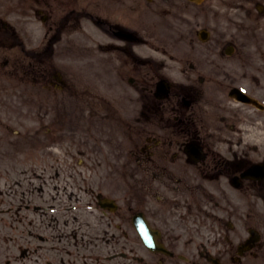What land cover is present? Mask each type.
Listing matches in <instances>:
<instances>
[{
	"label": "flooded vegetation",
	"instance_id": "1",
	"mask_svg": "<svg viewBox=\"0 0 264 264\" xmlns=\"http://www.w3.org/2000/svg\"><path fill=\"white\" fill-rule=\"evenodd\" d=\"M126 1L156 13L170 0ZM113 2L121 8L106 20L107 77L136 86L133 119L129 90L125 96L124 89L118 91L122 95L117 99L110 92L107 116L116 118V137L99 133L96 125L85 131L87 123L81 117L70 120L66 97L89 96L94 90L77 89L61 78L73 77L75 62H69L64 74L50 67L53 50L66 44L64 27L86 17L77 13V0L73 5L71 0H0V48L27 50L28 56L8 59L3 66L13 65L10 74L15 75L26 65L25 75L49 86L44 90L47 103L61 97L58 120L53 121L56 115L50 110L44 115L59 128L51 142L60 144L64 153L59 169L77 179L76 188L80 177L90 178L94 192L116 203L109 210L94 200L93 207L100 212L95 228L99 233L84 235L86 242L76 231L62 233L64 227L47 220L35 227L13 220L15 233L0 235V264H212L209 254L224 263L235 260V243L241 241L240 213L235 202L227 200L228 188L249 166L247 148L256 139L258 108L235 99L231 89L245 88L252 97H264V77L259 84L248 78L251 70L264 76V0L192 3L202 7L195 12L198 15L186 18L185 26L167 25L163 36L150 24L140 25L124 9V0ZM220 8L221 14L214 10ZM197 17L202 24L192 25ZM161 37L163 52L174 64L165 67L169 70L165 73L141 46L150 39L154 49L161 50L155 46ZM241 68L246 72L238 74ZM48 189L46 184V199ZM12 199L13 207H18L14 214H33L29 210L33 203H22L17 193ZM56 205L65 206L60 196ZM135 218L167 252L144 245L145 233L133 225ZM2 222L6 220L0 208V227ZM225 241L231 245L220 244Z\"/></svg>",
	"mask_w": 264,
	"mask_h": 264
},
{
	"label": "rangeland",
	"instance_id": "2",
	"mask_svg": "<svg viewBox=\"0 0 264 264\" xmlns=\"http://www.w3.org/2000/svg\"><path fill=\"white\" fill-rule=\"evenodd\" d=\"M212 2L214 0H211ZM169 9H174L172 12ZM105 10L107 11V9L105 8ZM100 9V12H102V16H105L107 14V12ZM168 15H170L172 13V15L177 19V23L183 24L185 23L183 20H179L177 15L179 13H188L191 16L192 15H198L195 14L196 12V8H193L190 4L184 2L183 0H176L174 2H172L168 7ZM210 11H212V9H210ZM215 11H220L218 9H215ZM202 18L201 17H197L194 21L192 25H201ZM86 27L88 28V31L83 30V32L79 35H84L85 37V43L87 44L85 47H82L83 49H86L87 46L91 45L94 46L95 43L89 41V39H96V43H98L99 47L101 46V43L104 42V36H101V34L94 29V27L89 26V24H86ZM81 47V46H79ZM103 50H106V48H104ZM107 51V50H106ZM2 57V56H1ZM69 57V53L68 52H64L63 49H57L56 50V55L54 56V60L57 59L58 63L61 64V58H67ZM163 63L170 67L172 65V62H170L167 58H163ZM0 62L2 63V58H0ZM92 63V62H89ZM96 63L92 64V66L95 68ZM174 66V65H173ZM85 69V71L87 73L91 72V67H83L82 65V69ZM102 71H97L96 74H100L101 77H76L75 79L77 80H71L72 83H76L77 85L82 84L83 88L86 89H95L97 92V96L101 99V100H105L106 96L108 95V93H110L111 91L114 90H120V88H116L114 89L113 84L110 83V80L108 77H104L105 71H107V67L106 65L101 67ZM105 70V71H104ZM83 74V73H82ZM2 77V76H1ZM79 81V82H78ZM3 86H2V90L0 91V119H3L4 122L8 121V123L10 125H12L15 129H21L22 131H26L27 129L33 127V119L31 118H24L23 116L26 115V112H30L31 109L29 108L30 103L26 101V99H23L22 102L21 99L19 100V98H16L14 103H12L13 101V96H17L19 91H17L18 89H16L15 87L13 88L11 85H9L7 83V81L2 80L1 81ZM81 82V83H80ZM94 87V88H93ZM136 88V87H124V91L128 93L129 90V94H130V98L132 95V89ZM116 93V95H118L119 97H121V93L120 92H114ZM20 95H18L17 97H19ZM39 99L42 98L40 97ZM88 100L90 101V98H88ZM94 104V103H93ZM92 104V105H93ZM75 104L72 103V106H74ZM91 105V103H87L86 105L80 104V106L86 107V111L89 110V106ZM103 105H106L105 103ZM20 106V108H18ZM28 106L27 109H23L21 107H26ZM81 108V107H80ZM80 108L76 111L78 112L80 110ZM94 111V109H91ZM75 110L72 108V114H71V118L72 121L73 120V112ZM83 111H85V109H83ZM98 111V108L95 110L94 115H92L89 119H86V129L89 128H93L95 125H97V128L99 130V133L104 132L107 133L105 131H107L106 129L103 130L104 125H108L109 127V132L111 133L113 131L111 123L112 121L109 119H101L99 118V116L96 114V112ZM24 113V114H21ZM91 113L88 115L90 116ZM18 116L23 117L22 120H18ZM87 116V117H88ZM130 118L131 115L129 114ZM263 116V117H262ZM259 120H263V124H260L262 127V130H258L256 132L255 135V144H250V142H248V159L251 162L254 161H259V160H263L264 159V113L260 112L259 113ZM8 119V120H7ZM12 120V121H10ZM109 120V121H108ZM3 122V123H4ZM24 124V126H23ZM3 130L2 135L6 134L7 132H5ZM253 133V132H251ZM113 135V134H112ZM10 139H13L12 141H14L13 143L10 142H1L0 143V154H4L6 157L3 160V165L4 168L7 170L11 164L14 162L15 164H13V166H15L17 164V159H23V164H18V167H23V168H27L31 165H33L34 168V172H38V174H42L44 173V175L47 176L46 171H48V166L50 168V171H53L55 169H57V164L54 161H57L59 163H61L62 161L60 159H62L61 154H59V152L61 153V151H55L54 158H48L45 155V151L43 150V146H40L39 151H36L34 149H32L30 147V145L25 144L20 137H15V136H10ZM7 140H9V138H7ZM17 140V142H16ZM253 146V149H252ZM61 155V156H60ZM75 162V161H74ZM4 170V169H3ZM52 173V172H51ZM9 177H14V174L12 172H9ZM53 177V176H52ZM54 181L58 182L59 184V191L60 189H62L63 191H68V192H74V194L76 195L75 192V185L73 183L72 180H70L69 178H67L64 175H61L60 179H55ZM36 183V181H34ZM67 182L70 183V186L67 185ZM38 183V182H37ZM80 191H79V197H76V199L74 198L73 194L70 196V198L66 197V201H68L69 203H71L72 205L74 204V201L76 202L77 205H80L82 207V213L87 214V216L89 217V220L91 221V223L94 224V214H96V212L94 210H91L88 207V204L91 203V197L93 196L91 187H90V180L82 177L80 179ZM88 187V189H87ZM264 191V187L261 188H254L251 186V184H246L245 187L242 189L241 193L238 194L239 198H240V213H241V225L242 228L244 229V226H254L259 228L262 233H263V241H264V201L262 199H260L258 197V194H260V192ZM236 196V195H235ZM235 196L233 195V198H235ZM93 203V202H92ZM244 264H264V245L262 247V249L260 250L259 253V257L257 259H249L246 258L244 260Z\"/></svg>",
	"mask_w": 264,
	"mask_h": 264
}]
</instances>
